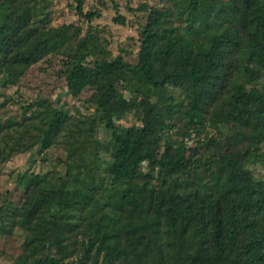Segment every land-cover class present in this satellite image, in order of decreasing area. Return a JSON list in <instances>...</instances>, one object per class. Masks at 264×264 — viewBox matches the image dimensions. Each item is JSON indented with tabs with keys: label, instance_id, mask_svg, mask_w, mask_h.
<instances>
[{
	"label": "trees",
	"instance_id": "16d2710c",
	"mask_svg": "<svg viewBox=\"0 0 264 264\" xmlns=\"http://www.w3.org/2000/svg\"><path fill=\"white\" fill-rule=\"evenodd\" d=\"M41 1L0 0V95L54 58L71 96L77 77L89 76L93 110L72 121L67 108L36 99L20 120L0 117L1 163L34 149L44 156L70 123L67 154L79 160L64 161L63 174L16 176L19 203H0V232H25L13 264H264V0H175L172 14L165 0L127 6L144 17L135 62L112 56L90 24L100 13L84 11V0L72 1L85 30L51 25ZM131 114L139 125H122ZM232 123L247 131L245 159L219 153L210 137ZM99 126L107 140L94 138ZM192 141L198 151L187 157ZM87 156L103 166L95 162L84 198L62 176L83 174ZM142 168L147 182L134 184Z\"/></svg>",
	"mask_w": 264,
	"mask_h": 264
},
{
	"label": "rangeland",
	"instance_id": "374dc122",
	"mask_svg": "<svg viewBox=\"0 0 264 264\" xmlns=\"http://www.w3.org/2000/svg\"><path fill=\"white\" fill-rule=\"evenodd\" d=\"M175 0H165V6L168 14H172ZM42 4L48 5L44 10L50 11L51 25L61 23L80 24L83 30L89 27L88 23L79 18L74 11L75 4L72 0H45ZM118 5V13L125 17V25L116 24L112 21L115 11L112 4ZM145 3L148 5H162L160 0H106L103 5H100L97 0H84L83 10H98L100 17L95 18L90 24L93 29H97L100 36L106 40L107 49L111 52L113 57L120 56L128 62H135L137 51L139 49V26L143 24L144 17L138 12H129L127 6L136 8L138 5ZM69 76H64L61 71V63L59 59H50L49 63L42 62L32 66L21 79L17 86L10 87L3 91L4 96L0 95V103L6 98L10 97L8 103L0 109V117L3 120L8 118L20 120L22 117V107L36 99H46L52 103L54 107L63 106L69 110L72 116V121L83 118L85 115L92 112V107L87 103L86 99L91 94L92 82L86 73H81L75 84L73 85V93L71 96L67 92L66 84ZM121 85L118 84L113 95H121ZM157 96H164V90L155 93ZM142 106H148L147 100L143 101ZM139 115L127 116L121 124L129 126L132 124L139 125ZM72 124L67 125L62 135L58 138L59 143L49 148L44 156L38 154L36 149L32 152L15 153L4 163L0 162V203L7 200L13 204L19 203L22 190L16 185V176L23 172H33L44 174L48 171H55L63 174L65 171L64 161L67 163L74 161L79 163L76 158L68 157V149L73 142L71 135ZM32 130L29 133H23V136L18 142L20 148L21 143L30 142L32 140ZM214 141V147L219 153L226 156L244 158V151L247 141V131L236 123H232L225 127L221 132L215 131L210 134ZM94 138L104 141L107 140L108 134L103 127H98L94 133ZM12 145V142H10ZM185 150V155L191 157L197 153V145L189 142ZM100 156L105 153L99 149ZM95 160L93 156H87L85 170L78 173L77 170H69L70 175L63 177L66 182L67 189L84 194L87 198L86 181H92L95 174ZM101 166L103 164L99 162ZM248 174H253L256 177H262L263 172L260 167L250 165L248 166ZM145 169L135 176L134 184H143L147 182V177L144 174ZM50 183L48 185L52 188L59 187V181H54L50 176ZM64 182V181H63ZM82 196V195H80ZM25 239V232L22 229L14 228L12 233L0 232V264H13V259L21 252L22 243Z\"/></svg>",
	"mask_w": 264,
	"mask_h": 264
}]
</instances>
